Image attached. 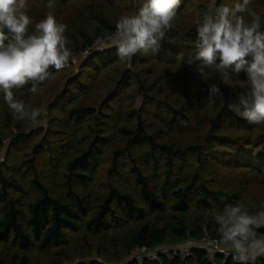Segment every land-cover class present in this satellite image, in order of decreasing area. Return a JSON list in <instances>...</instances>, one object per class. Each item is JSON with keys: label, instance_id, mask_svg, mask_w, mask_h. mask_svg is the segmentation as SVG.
<instances>
[{"label": "trees", "instance_id": "16d2710c", "mask_svg": "<svg viewBox=\"0 0 264 264\" xmlns=\"http://www.w3.org/2000/svg\"><path fill=\"white\" fill-rule=\"evenodd\" d=\"M26 2L35 22L42 9L68 26L72 56L36 92L14 90L43 110L42 128L15 119L0 95V264H239L194 244L219 240L214 217L226 206L264 209V124L228 107L248 90L246 74L230 85L197 78L196 21L211 0H181L159 49L130 59L116 46L85 52L115 34L134 0ZM249 7L264 16V0ZM188 242V253L134 258Z\"/></svg>", "mask_w": 264, "mask_h": 264}, {"label": "clouds", "instance_id": "9594fccd", "mask_svg": "<svg viewBox=\"0 0 264 264\" xmlns=\"http://www.w3.org/2000/svg\"><path fill=\"white\" fill-rule=\"evenodd\" d=\"M137 9L121 16L115 25V46L120 58L137 53H155L166 34L175 27L181 0H134ZM251 0H236L233 5L211 0L196 21L194 48L197 78L208 82L219 77L230 85L231 73L246 74L248 90L238 93V104L228 107L250 124H264V16L252 10ZM49 8L52 4L49 3ZM246 17L250 19H246ZM32 26V30L29 26ZM68 26L56 20L54 12L35 22L28 15L26 0H0V95L15 119L45 123L41 108H26L14 90L45 81L50 70L69 65L72 51L66 35ZM211 93H220L217 84ZM221 97H223V94ZM236 203L215 215L221 252L239 264H257L264 257V209Z\"/></svg>", "mask_w": 264, "mask_h": 264}, {"label": "built area", "instance_id": "2783aa9c", "mask_svg": "<svg viewBox=\"0 0 264 264\" xmlns=\"http://www.w3.org/2000/svg\"><path fill=\"white\" fill-rule=\"evenodd\" d=\"M114 35H111L109 37H106L104 39H99L97 40L92 48H89L85 54H90L92 52V50H96L99 48H105L107 46V43L109 44V40L114 39ZM93 50V51H94ZM217 239H210L208 237L204 238L201 242H199V246L206 249L209 254L212 256L214 254H222L228 258H232L231 255L225 253V252H221L218 247H217ZM180 250L178 248H172L170 250H163L162 247H160L159 249L156 250H149L147 248H140L136 251V253L134 254V258L136 261H138L139 263H143V261L148 258V259H153V258H158L161 254H177ZM233 259V258H232ZM235 261V260H234Z\"/></svg>", "mask_w": 264, "mask_h": 264}, {"label": "rangeland", "instance_id": "374dc122", "mask_svg": "<svg viewBox=\"0 0 264 264\" xmlns=\"http://www.w3.org/2000/svg\"><path fill=\"white\" fill-rule=\"evenodd\" d=\"M41 11L39 12V15L40 16H42V19L44 20V19H46V16H47V13L49 12V10H46V11H43L42 9H40ZM32 14H35V13H32ZM109 42V44L107 43V46L106 47H108V46H115V44H116V42H115V39H111V40H109L108 41ZM105 47V48H106ZM82 59H83V56H81V57H74L73 58V64H74V69H75V72H78V70H79V68H80V63L82 62ZM55 84V82H52L51 83V86L53 87V85ZM56 84H57V82H56ZM51 87V88H52ZM65 87V85H63V84H60V87L59 88H57V91L55 92V93H53L50 97L48 96V98L46 99V101H45V103H46V105L48 104V102H50V101H52V99L54 98V95L55 94H57V92H61V90L63 89ZM173 87H176L175 86V83L173 84V86H172V88ZM171 88V89H172ZM143 105V101H142V98L141 97H137V100H136V103H135V106H136V108H141V107H143L142 106ZM27 124V126H29V128H42L44 125H47V121L45 120V123L44 124H41V125H39V126H35V125H33L32 123H30V122H28V123H26ZM2 161L4 160V158H2L1 159ZM0 160V161H1ZM195 244V246H197V245H199V243L197 242V243H194ZM191 243L190 242H188V243H186V244H183V245H180L179 247H178V249L180 250L179 252L180 253H182L183 252V254L184 253H188L189 252V250H190V247H191ZM163 248V250H170V249H172V248H170V247H168V246H163L162 247ZM95 259H97V258H95ZM88 259H86V260H84V261H87Z\"/></svg>", "mask_w": 264, "mask_h": 264}, {"label": "crops", "instance_id": "0c3cea01", "mask_svg": "<svg viewBox=\"0 0 264 264\" xmlns=\"http://www.w3.org/2000/svg\"><path fill=\"white\" fill-rule=\"evenodd\" d=\"M191 244H193L192 242H190Z\"/></svg>", "mask_w": 264, "mask_h": 264}]
</instances>
